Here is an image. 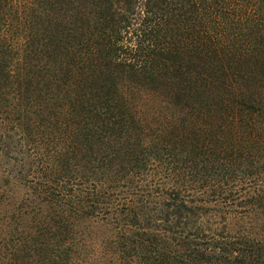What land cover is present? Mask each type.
I'll use <instances>...</instances> for the list:
<instances>
[{"label":"trees","instance_id":"1","mask_svg":"<svg viewBox=\"0 0 264 264\" xmlns=\"http://www.w3.org/2000/svg\"><path fill=\"white\" fill-rule=\"evenodd\" d=\"M0 264H264V0H0Z\"/></svg>","mask_w":264,"mask_h":264}]
</instances>
